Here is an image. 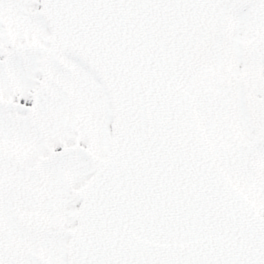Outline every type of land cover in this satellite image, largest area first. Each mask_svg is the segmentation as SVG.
Returning <instances> with one entry per match:
<instances>
[{"label":"snow or ice","instance_id":"obj_1","mask_svg":"<svg viewBox=\"0 0 264 264\" xmlns=\"http://www.w3.org/2000/svg\"><path fill=\"white\" fill-rule=\"evenodd\" d=\"M0 264H264V0H0Z\"/></svg>","mask_w":264,"mask_h":264}]
</instances>
